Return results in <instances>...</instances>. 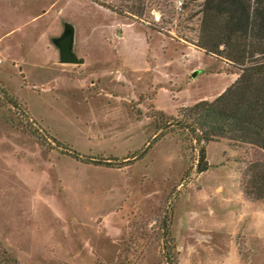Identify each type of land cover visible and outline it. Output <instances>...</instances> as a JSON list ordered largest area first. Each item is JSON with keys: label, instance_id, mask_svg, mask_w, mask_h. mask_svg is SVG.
Instances as JSON below:
<instances>
[{"label": "rangeland", "instance_id": "1", "mask_svg": "<svg viewBox=\"0 0 264 264\" xmlns=\"http://www.w3.org/2000/svg\"><path fill=\"white\" fill-rule=\"evenodd\" d=\"M181 3L135 21L93 0H0V257L165 264L167 252L172 264H264V199L244 193L261 158L249 144L170 132L140 160L105 167L42 138L40 128L81 155L122 159L155 135L156 111L176 118L231 86L239 69L193 44L201 2ZM66 34L78 64L53 53Z\"/></svg>", "mask_w": 264, "mask_h": 264}, {"label": "trees", "instance_id": "2", "mask_svg": "<svg viewBox=\"0 0 264 264\" xmlns=\"http://www.w3.org/2000/svg\"><path fill=\"white\" fill-rule=\"evenodd\" d=\"M100 6L131 20H141L147 11L168 7L175 0H93ZM117 3H114V2ZM200 1L198 31L195 43L207 55L223 58L239 69V77L212 101L202 100L189 107H181L178 117L166 118L156 111V133L145 148L122 159L84 156L51 137L40 128L43 140H51L65 155L88 165L122 167L140 160L154 143L167 133L184 132L197 143L225 138L249 144L261 153V158L250 163L249 179L244 193L250 199H264V0H182L181 10H192ZM160 7V8H158ZM161 17L163 12L160 11ZM6 102L18 108L19 100L3 92ZM204 147L199 149L197 170L205 171ZM170 251L171 248L164 246ZM165 264H172L170 253H165ZM0 264H17L6 254Z\"/></svg>", "mask_w": 264, "mask_h": 264}, {"label": "water", "instance_id": "3", "mask_svg": "<svg viewBox=\"0 0 264 264\" xmlns=\"http://www.w3.org/2000/svg\"><path fill=\"white\" fill-rule=\"evenodd\" d=\"M57 45L60 49L62 63L70 64L82 62V60H78L77 57L71 52V42L69 34H66L61 39H59L57 41Z\"/></svg>", "mask_w": 264, "mask_h": 264}, {"label": "crops", "instance_id": "4", "mask_svg": "<svg viewBox=\"0 0 264 264\" xmlns=\"http://www.w3.org/2000/svg\"><path fill=\"white\" fill-rule=\"evenodd\" d=\"M62 38V37H61ZM61 38H59V39H61ZM58 39V40H59ZM57 40V41H58ZM55 47V46H54ZM57 47H58V45H57ZM59 48V47H58ZM5 52H7V48L6 47H4L3 45H1V39H0V63H1V61H2V58H3V55H5ZM71 52L77 57V55L72 51V49H71ZM53 53H54V55H56V58H57V56H58V62L60 63V64H66V63H62V61H61V53H60V49L58 50V53H57V50H56V52L55 51H53ZM77 59H78V57H77ZM78 60H80V59H78ZM70 64H78V63H70Z\"/></svg>", "mask_w": 264, "mask_h": 264}]
</instances>
